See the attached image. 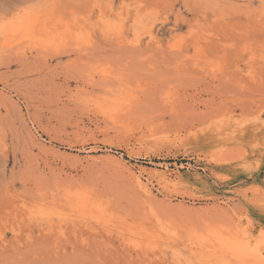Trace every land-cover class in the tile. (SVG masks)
I'll return each mask as SVG.
<instances>
[{"label": "rangeland", "instance_id": "obj_1", "mask_svg": "<svg viewBox=\"0 0 264 264\" xmlns=\"http://www.w3.org/2000/svg\"><path fill=\"white\" fill-rule=\"evenodd\" d=\"M0 41V264H261L264 0H0Z\"/></svg>", "mask_w": 264, "mask_h": 264}, {"label": "snow or ice", "instance_id": "obj_2", "mask_svg": "<svg viewBox=\"0 0 264 264\" xmlns=\"http://www.w3.org/2000/svg\"><path fill=\"white\" fill-rule=\"evenodd\" d=\"M252 223L254 222H250V224ZM256 228H258L259 230V235L258 237H255V246H252L250 243L249 249L252 253L260 255L262 257L261 264H264V222L259 225H256Z\"/></svg>", "mask_w": 264, "mask_h": 264}, {"label": "bare ground", "instance_id": "obj_3", "mask_svg": "<svg viewBox=\"0 0 264 264\" xmlns=\"http://www.w3.org/2000/svg\"><path fill=\"white\" fill-rule=\"evenodd\" d=\"M137 22V21H136ZM30 27V26H29ZM25 28V27H24ZM27 28H28V26H27ZM16 29V28H15ZM29 29V28H28ZM71 31V30H70ZM13 32H15V31H13ZM2 33V32H1ZM16 33V32H15ZM17 33H19V32H17ZM13 34V33H12ZM71 34V33H70ZM29 35V34H28ZM10 36H12V35H10ZM14 36H16V35H14ZM19 37H21L20 35H19ZM35 37V36H34ZM7 38V37H6ZM12 38V37H11ZM14 39H16V38H14ZM3 40V39H2ZM7 40V39H6ZM26 40V39H25ZM8 41V40H7ZM54 41V40H53ZM1 42V41H0ZM12 42V41H11ZM18 41H16V43H17ZM132 42V41H131ZM22 43V42H21ZM13 44V43H12ZM18 44V43H17ZM6 45V44H5ZM16 45V44H15ZM126 110V109H125ZM108 113V112H107ZM110 115H112V113H110ZM109 117H112V116H109ZM116 116H114V118H115ZM113 118V117H112ZM113 118V119H114ZM84 197V196H83ZM82 197V198H83ZM83 203H81V205H80V208L81 209H86V208H88L89 207V204H87L86 203V201H82ZM93 205V204H92ZM90 208H91V206H90ZM89 213V212H88ZM96 215H98V214H96ZM107 235V234H106ZM219 248V247H218ZM250 251V250H249ZM236 255V254H235ZM257 256V255H256ZM260 257V256H259Z\"/></svg>", "mask_w": 264, "mask_h": 264}]
</instances>
